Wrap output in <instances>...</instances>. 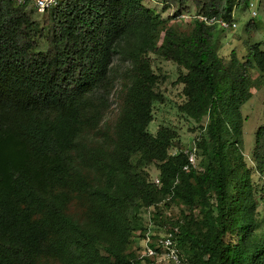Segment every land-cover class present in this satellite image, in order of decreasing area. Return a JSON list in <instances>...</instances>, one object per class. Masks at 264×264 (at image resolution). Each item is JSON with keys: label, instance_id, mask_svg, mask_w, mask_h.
Listing matches in <instances>:
<instances>
[{"label": "trees", "instance_id": "obj_1", "mask_svg": "<svg viewBox=\"0 0 264 264\" xmlns=\"http://www.w3.org/2000/svg\"><path fill=\"white\" fill-rule=\"evenodd\" d=\"M161 2L175 16L192 4L194 14L226 21L248 4ZM33 11L0 0V264H133V223L148 207L160 224L179 226L190 264H264V213L254 199L264 203V124L252 151L258 190L240 152V110L261 84L250 71L264 73L260 45L243 61L235 51L226 59L214 43L217 24L192 18L181 29L143 0H60L43 25ZM114 56L131 69L119 114L103 127ZM156 57L178 66V110L200 126L201 161L188 171L184 149L169 152L176 131L148 129L164 100ZM174 207L179 213L167 216Z\"/></svg>", "mask_w": 264, "mask_h": 264}, {"label": "rangeland", "instance_id": "obj_2", "mask_svg": "<svg viewBox=\"0 0 264 264\" xmlns=\"http://www.w3.org/2000/svg\"><path fill=\"white\" fill-rule=\"evenodd\" d=\"M144 4L158 13L162 19H167L169 25H177L181 29H186L190 25L189 16L195 13V7L190 4L189 12L184 13V16L179 18L175 16V8L167 6L161 0H143ZM246 5L236 6L233 10L232 17L235 28L222 29L217 25L212 35L214 43L219 55L229 58L230 53L235 51L237 58L243 61L248 53L251 44L258 43L260 48L264 50V0H247ZM249 3L253 4L252 11H256V16L251 15ZM32 9V7H30ZM33 19L43 25L45 14H39L35 10L32 15ZM45 40L40 39L39 48L44 49ZM153 57V56H152ZM113 71L114 87L110 94V108L102 122V126L112 123L119 114L120 106V88L123 82L127 81L131 64L129 61L119 62L118 57L114 56ZM156 73L164 76V80L160 85V90L164 96L161 103H156L153 107V119L150 122L148 129L150 132L155 133L161 126H170L177 133V141L179 145L177 148L170 149V153H176L178 149L190 150L194 147L195 141L200 137V126L194 120L184 115L178 110V104L182 101L181 90L182 84L178 82L179 68L178 66L168 60L156 57L153 59L152 65ZM252 78L260 75L261 84L258 88H252L251 98L243 104L240 110L241 117V138L242 146L240 152L244 158L245 166L250 170L251 180L253 185L258 190L262 186V181L258 178V173L255 170V163L252 157L254 147L255 131L264 124V73L260 74L258 70L250 71ZM203 121H206L204 119ZM197 164L201 161V151L197 152ZM149 174V180L158 176V169L155 165H150L146 168ZM234 184V183H233ZM231 193L233 192L231 189ZM263 193V192H262ZM257 203L256 212L263 215L264 203H262L257 194L254 195ZM147 209H142L138 212L137 220L134 221L133 242L129 245V251L135 252L137 247V235L141 227L147 219ZM195 213L197 211H194ZM179 208L174 207L167 211L168 215H177ZM261 230V229H260ZM132 239V238H131ZM100 252L105 254L104 250L100 248Z\"/></svg>", "mask_w": 264, "mask_h": 264}, {"label": "built area", "instance_id": "obj_3", "mask_svg": "<svg viewBox=\"0 0 264 264\" xmlns=\"http://www.w3.org/2000/svg\"><path fill=\"white\" fill-rule=\"evenodd\" d=\"M60 0H16L17 4L32 7L37 13L44 14L48 10L57 6ZM251 15L256 16V11H252L253 4L249 3ZM186 17L184 13L179 18ZM189 18L204 21L206 24H217L222 29L235 28L236 24L231 21L218 19L216 17H206L201 14H194ZM188 157V163L183 166V170L188 171L190 166H197V147L184 150ZM156 185H160L158 177L153 178ZM147 219L144 222L145 231L142 236H137V247L133 264H190L181 256L178 247V236L180 228L178 225L160 224L161 220L155 216L154 207L147 208ZM167 214V213H166Z\"/></svg>", "mask_w": 264, "mask_h": 264}]
</instances>
